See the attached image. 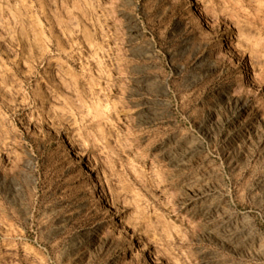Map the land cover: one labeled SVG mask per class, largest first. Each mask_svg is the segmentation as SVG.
I'll return each instance as SVG.
<instances>
[{
    "label": "rangeland",
    "instance_id": "obj_1",
    "mask_svg": "<svg viewBox=\"0 0 264 264\" xmlns=\"http://www.w3.org/2000/svg\"><path fill=\"white\" fill-rule=\"evenodd\" d=\"M0 264H264V0H0Z\"/></svg>",
    "mask_w": 264,
    "mask_h": 264
},
{
    "label": "bare ground",
    "instance_id": "obj_2",
    "mask_svg": "<svg viewBox=\"0 0 264 264\" xmlns=\"http://www.w3.org/2000/svg\"><path fill=\"white\" fill-rule=\"evenodd\" d=\"M190 7L193 9V11L195 12V16H196V19L197 21L200 23V24H206L207 22V19H206V16L203 14V12H201L200 9L197 8L196 4L194 3V1H191L190 2ZM220 43V44H219ZM219 46H217V51H224L226 50V43H225V40L222 39L220 40L219 42ZM232 53H230V57H232ZM234 57V56H233ZM232 57V58H233ZM234 59V58H233ZM238 79L241 81V82H245V81H249L248 80V77H247V71L244 67H242L239 72H238ZM99 196H101V198H103L101 192L98 193Z\"/></svg>",
    "mask_w": 264,
    "mask_h": 264
}]
</instances>
